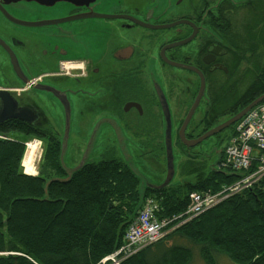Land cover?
Listing matches in <instances>:
<instances>
[{
	"label": "flooded vegetation",
	"instance_id": "af4514ba",
	"mask_svg": "<svg viewBox=\"0 0 264 264\" xmlns=\"http://www.w3.org/2000/svg\"><path fill=\"white\" fill-rule=\"evenodd\" d=\"M10 5L0 0V92L15 108L0 125L16 123L26 133L12 132L40 142L36 176L44 181L93 158L128 165L121 155L153 168L155 158H166L170 123L171 143L174 137L188 155L178 174L193 179L173 183L175 168L168 188H181L199 168L207 176L201 161L224 149L235 124L207 133L235 116L222 114L241 105L250 85L263 82L264 0ZM49 150L62 169L57 175L46 163Z\"/></svg>",
	"mask_w": 264,
	"mask_h": 264
},
{
	"label": "trees",
	"instance_id": "16d2710c",
	"mask_svg": "<svg viewBox=\"0 0 264 264\" xmlns=\"http://www.w3.org/2000/svg\"><path fill=\"white\" fill-rule=\"evenodd\" d=\"M263 93L264 78L261 86L250 85L243 92L241 105L235 104L222 116L236 115ZM12 131L26 133L16 123L0 125V136L6 137ZM24 153V144L0 139V264H99L122 245L128 226L146 199L159 204V219H171L185 212L190 193L216 192L222 185H232L248 174L218 169L216 173L211 169L204 176L198 167V178L181 188L145 187L141 191L140 178L117 159L88 164L71 172L73 175L49 182L24 174ZM223 155L224 149L217 166ZM47 156V166L56 175L61 173L56 154L49 150ZM191 165L188 167L196 171ZM182 221L172 223L168 229ZM174 235L198 248L206 264H217L214 253L236 264H264V177L251 188L181 224L164 239ZM163 240L152 245L163 256L154 264L191 263V248L174 246L162 251ZM141 252L122 264H150L137 260Z\"/></svg>",
	"mask_w": 264,
	"mask_h": 264
},
{
	"label": "built area",
	"instance_id": "2783aa9c",
	"mask_svg": "<svg viewBox=\"0 0 264 264\" xmlns=\"http://www.w3.org/2000/svg\"><path fill=\"white\" fill-rule=\"evenodd\" d=\"M0 139L5 138L0 136ZM29 144H26L27 150ZM33 144L37 147L39 142L33 141ZM254 164L255 169L249 173ZM217 168L220 171L248 174L233 185H222L217 192L190 193L187 208L179 217L190 221L228 198L251 188L264 177V102L236 124ZM159 212V204L153 199H146L128 226L122 245L104 257L99 264H122L145 247L160 242L166 236L168 226L177 220L175 217L159 219ZM181 224L183 223L179 225Z\"/></svg>",
	"mask_w": 264,
	"mask_h": 264
},
{
	"label": "rangeland",
	"instance_id": "374dc122",
	"mask_svg": "<svg viewBox=\"0 0 264 264\" xmlns=\"http://www.w3.org/2000/svg\"><path fill=\"white\" fill-rule=\"evenodd\" d=\"M228 112V111H227ZM229 114H226L224 116V118L229 117ZM230 119V118H229ZM227 121V120H226ZM175 130V127H173V131ZM230 130L228 129L227 131H225L224 135H226L228 133L229 135ZM6 138L10 141H16L19 143L24 144L25 141H27L28 139L24 136H22L19 133L16 132H10L8 134L5 135ZM31 141H37L36 139H31ZM28 142V141H27ZM210 141H207L205 144L209 143ZM179 143L174 137L172 139V152L174 155V159L175 163H174V169L176 168V176L173 179V183H182L183 181L187 180V181H193V179L191 177H181L178 174V166L181 162L186 160V157L188 156L187 153L185 156L182 155L180 148H179ZM198 149V148H197ZM37 155V156H36ZM40 155H41V151H40V142L38 144V146L36 147V154L34 156V160L32 161L33 167H32V172L33 175H37V163L40 159ZM118 158H121L122 160H124L125 162H127V164L130 166V168L133 170V172H135L137 174V176L141 179V181H143L144 183H149V185L152 186H156L160 180L165 179L166 173H165V160L166 158L162 156L155 158L153 161V168L150 167H145L147 166L146 164H144L140 159H137V162H131L129 161L128 158H124L121 155L118 156ZM219 158V151H215V149H211V151H209L206 155V158L203 159L201 162H204L205 164V171H207L208 169H218L216 163L218 161ZM100 158H93L90 159V161H93L94 163L99 162ZM88 161V162H90ZM143 163V164H142ZM63 164L65 166V168L67 169V171H71V164L69 162L68 158H63ZM194 165V162H192V165ZM162 167L163 170L160 172V175H158V168ZM23 171H25V166L23 168ZM26 172V171H25ZM69 173V172H68ZM217 192V191H216ZM202 193V192H199ZM229 199V198H228ZM219 205V204H218ZM214 208V207H213ZM212 209V208H211ZM177 244L173 245V246H182V247H187V248H191L192 252H193V258L190 264H206L205 262H203L200 258V250L198 248H192L191 245L189 244V242L186 239H182V238H176L174 239ZM169 244H165L160 248V250L165 251L167 250L169 247ZM214 259L216 261L217 264H236L235 262L229 260L226 256L222 255V254H218V253H214Z\"/></svg>",
	"mask_w": 264,
	"mask_h": 264
},
{
	"label": "water",
	"instance_id": "95a60500",
	"mask_svg": "<svg viewBox=\"0 0 264 264\" xmlns=\"http://www.w3.org/2000/svg\"><path fill=\"white\" fill-rule=\"evenodd\" d=\"M2 1H5V4L9 5V6H11L10 4L15 5V4H19V3H28V4H36V5L41 6V7H49V6H53L54 4H56L58 2L69 3V4H72L74 6H89V5L94 4L97 1H101V0H2ZM104 1H107V0H104ZM263 101H264V93L261 96H259L258 98H256L254 101H252L245 108H243L241 111H239L235 116L231 117L227 121L216 126L213 130L208 132L207 136L217 134V133L221 132L222 130H225V129L229 128L230 126L234 125L235 123L239 122L245 115L248 114L249 111L256 108ZM0 103H1L0 123H2L3 121H5L6 119L9 118L7 111L8 110L12 111V109L15 108V104L13 103L10 94L7 92H0ZM194 108L195 107H193V109ZM193 109L191 110V113H193ZM162 110H163L164 114H165V112H168V108L166 110L163 108V106H162ZM189 117H190V115H188L186 122L183 124V126L181 128V131H180L181 134H183V132L185 130V127H186V124L189 120L188 119ZM12 118H18V117L13 116ZM170 131H171V125H170V123H168V125L166 126V136H165V150H166V159H167V176H166V179L160 185L157 184L156 186H152V185H149V184L141 181V187H140L141 191L145 187H150L153 190L165 189L169 186L171 180L173 179L175 171H174V164H173L172 143H171V138H170ZM201 140H203V139H200L198 142H200ZM193 144L194 143H191L190 145H193ZM220 154H221V151L219 152V156H220ZM217 163H218V161H217ZM217 163H216V165H217ZM129 168H130V166H129ZM78 169H76V170H78ZM212 170H213V172H216V173L219 172L216 169H212ZM49 182H51V181H49ZM49 182H47L46 184H48ZM46 187H47V185H45V189H44L45 191H46ZM140 206H141V201L139 203V206L137 207V210L140 208Z\"/></svg>",
	"mask_w": 264,
	"mask_h": 264
},
{
	"label": "crops",
	"instance_id": "0c3cea01",
	"mask_svg": "<svg viewBox=\"0 0 264 264\" xmlns=\"http://www.w3.org/2000/svg\"><path fill=\"white\" fill-rule=\"evenodd\" d=\"M172 231H169L168 234L172 233ZM176 238H179V237L176 236V235L168 236V238L163 240V243L169 244V246H168L169 248L170 247H174L173 245L177 244V242L174 240ZM141 251L142 252L140 253V256L137 259L138 261L142 260L144 262H147V263H150V264L151 263L154 264L155 262H158L159 260H162L163 256L158 254V252L156 251L155 246H150L149 248L146 247V248L142 249ZM138 264H140V263H138Z\"/></svg>",
	"mask_w": 264,
	"mask_h": 264
},
{
	"label": "bare ground",
	"instance_id": "6f19581e",
	"mask_svg": "<svg viewBox=\"0 0 264 264\" xmlns=\"http://www.w3.org/2000/svg\"><path fill=\"white\" fill-rule=\"evenodd\" d=\"M35 154H36V146L33 144V143H31V144H29L28 145V150L26 151V153H25V155H24V158H23V161L21 162L22 163V165L23 166H25L26 167V173L27 174H29V175H33V170H32V167H31V164H32V161L34 160V156H35ZM37 156V155H36ZM255 169V167L254 168H252L251 170H250V172H252L253 170ZM243 177V176H242ZM241 177V178H242ZM240 178V179H241ZM239 179V180H240ZM237 182V181H236ZM233 185V184H232ZM180 215H177V216H174L175 218H176V220L178 221H180V220H183L181 223H186V222H188V221H186V218L185 217H179ZM169 231H172V229H168L167 230V233H166V236L168 235V232ZM126 233V232H125ZM165 236V237H166ZM164 237V238H165ZM123 243V242H122Z\"/></svg>",
	"mask_w": 264,
	"mask_h": 264
}]
</instances>
